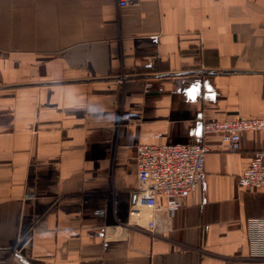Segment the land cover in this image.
<instances>
[{
    "label": "crops",
    "instance_id": "crops-1",
    "mask_svg": "<svg viewBox=\"0 0 264 264\" xmlns=\"http://www.w3.org/2000/svg\"><path fill=\"white\" fill-rule=\"evenodd\" d=\"M0 0V251L29 264H264V192L236 181L264 133V0ZM206 144L159 235L130 222L139 144ZM29 245V246H28Z\"/></svg>",
    "mask_w": 264,
    "mask_h": 264
},
{
    "label": "built area",
    "instance_id": "built-area-1",
    "mask_svg": "<svg viewBox=\"0 0 264 264\" xmlns=\"http://www.w3.org/2000/svg\"><path fill=\"white\" fill-rule=\"evenodd\" d=\"M126 6L128 0H120ZM264 133V119H212L202 126L204 136H215L230 152L242 148L243 136ZM211 149L206 144H139L136 147L138 175L137 202L131 206L130 222L152 235L167 228L164 215L180 209L196 192L205 175V158ZM237 190L264 192V152L256 151L236 181Z\"/></svg>",
    "mask_w": 264,
    "mask_h": 264
},
{
    "label": "rangeland",
    "instance_id": "rangeland-1",
    "mask_svg": "<svg viewBox=\"0 0 264 264\" xmlns=\"http://www.w3.org/2000/svg\"><path fill=\"white\" fill-rule=\"evenodd\" d=\"M29 233L30 232L23 233L19 243L15 248L6 251H0V264H22L20 261V256L18 257V255L22 256L24 253H26V245H24V241L27 240Z\"/></svg>",
    "mask_w": 264,
    "mask_h": 264
},
{
    "label": "water",
    "instance_id": "water-1",
    "mask_svg": "<svg viewBox=\"0 0 264 264\" xmlns=\"http://www.w3.org/2000/svg\"><path fill=\"white\" fill-rule=\"evenodd\" d=\"M22 261L25 263V264H29L28 262H26L25 260L22 259Z\"/></svg>",
    "mask_w": 264,
    "mask_h": 264
}]
</instances>
